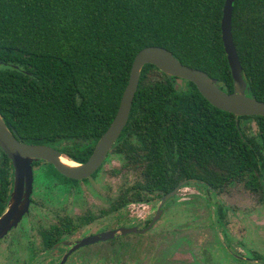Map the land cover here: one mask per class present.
Instances as JSON below:
<instances>
[{
	"label": "trees",
	"instance_id": "1",
	"mask_svg": "<svg viewBox=\"0 0 264 264\" xmlns=\"http://www.w3.org/2000/svg\"><path fill=\"white\" fill-rule=\"evenodd\" d=\"M223 2L0 0L1 119L17 141L82 163L116 113L135 54L148 46L230 93L219 31ZM230 33L245 95L264 103V0H233ZM248 119L253 136L239 126ZM124 133L130 163L140 153L142 174L161 186L173 174L199 177L188 167L201 168L211 187L243 177L253 182L264 171V117L234 118L191 83L178 86L151 65L140 70ZM9 166L0 151V213Z\"/></svg>",
	"mask_w": 264,
	"mask_h": 264
},
{
	"label": "flooded vegetation",
	"instance_id": "2",
	"mask_svg": "<svg viewBox=\"0 0 264 264\" xmlns=\"http://www.w3.org/2000/svg\"><path fill=\"white\" fill-rule=\"evenodd\" d=\"M130 140L122 129L98 168L81 179L33 163L32 174L40 163L51 174L32 175L27 214L0 240V264H264V254L233 246L225 235L224 182L211 187L206 177L173 174L161 186L142 173L103 174L110 156L128 168Z\"/></svg>",
	"mask_w": 264,
	"mask_h": 264
},
{
	"label": "water",
	"instance_id": "3",
	"mask_svg": "<svg viewBox=\"0 0 264 264\" xmlns=\"http://www.w3.org/2000/svg\"><path fill=\"white\" fill-rule=\"evenodd\" d=\"M233 0H224L219 22L220 40L226 64L232 81V91L224 92L215 80L197 69L179 63L163 48L148 46L138 51L131 63L127 83L122 91L116 113L108 127L95 142L88 158L75 166L60 162L61 153L45 145L23 144L17 141L0 117V151L10 167L9 190L0 213V240L27 214L32 189V164H49L57 173L73 179L91 175L103 161L121 130L126 124L132 99L136 91L139 73L144 65H151L167 78H173L176 85L183 81L191 83L198 94L213 108L239 117H264V103L245 95L246 85L241 66L232 43L230 33L231 5ZM177 190L161 199L172 196Z\"/></svg>",
	"mask_w": 264,
	"mask_h": 264
},
{
	"label": "rangeland",
	"instance_id": "4",
	"mask_svg": "<svg viewBox=\"0 0 264 264\" xmlns=\"http://www.w3.org/2000/svg\"><path fill=\"white\" fill-rule=\"evenodd\" d=\"M239 126L243 134L247 136H253L256 133L255 124L251 119L240 121ZM65 145L66 144H60L59 146ZM140 160L143 164V160ZM138 162L139 161L135 162L136 164L128 163V168H123V170H121V168H119L121 161L119 159L117 160V158L114 156H110L103 167L104 170L102 173L111 175L112 170H118V175H141L143 171V165L141 168H138ZM187 170L191 171L195 175H199L200 178L205 176L203 175L201 168L198 166L192 169L188 167ZM50 174V169L41 163L38 164V166H36L33 171L34 177ZM248 180L249 179L229 180L223 183L225 184L222 188V191H224L223 203L229 209V212L226 214L227 222L225 227V235L232 242V244H234L233 246H235V242H239L240 244L245 245V247L248 249L250 248L255 250L258 254L263 255L264 171L259 174V177L256 181L252 182L254 184L252 187H250ZM199 215H201V213ZM232 244L230 247H228L229 249L233 250L235 248H232ZM238 255L244 257L246 254L240 250Z\"/></svg>",
	"mask_w": 264,
	"mask_h": 264
},
{
	"label": "bare ground",
	"instance_id": "5",
	"mask_svg": "<svg viewBox=\"0 0 264 264\" xmlns=\"http://www.w3.org/2000/svg\"><path fill=\"white\" fill-rule=\"evenodd\" d=\"M60 162L63 164V165H66V166H75L74 163L70 162V161H67L66 159H62V157L60 158Z\"/></svg>",
	"mask_w": 264,
	"mask_h": 264
}]
</instances>
